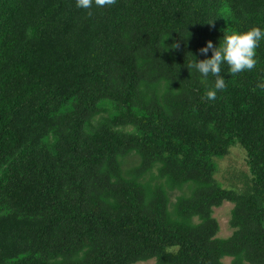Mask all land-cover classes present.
<instances>
[{"label":"trees","instance_id":"1","mask_svg":"<svg viewBox=\"0 0 264 264\" xmlns=\"http://www.w3.org/2000/svg\"><path fill=\"white\" fill-rule=\"evenodd\" d=\"M91 11L0 0V264H264V41L254 70L223 66L214 101L215 77L187 67L206 42L264 27V0ZM234 143L242 188L214 176Z\"/></svg>","mask_w":264,"mask_h":264},{"label":"clouds","instance_id":"2","mask_svg":"<svg viewBox=\"0 0 264 264\" xmlns=\"http://www.w3.org/2000/svg\"><path fill=\"white\" fill-rule=\"evenodd\" d=\"M117 3L118 0H76V7L88 10L87 15L92 16L91 10L94 7L103 10L115 6ZM262 41H264V27L253 26L246 31L224 33L218 46H214L211 41L206 42V46L200 48L199 52L207 56L211 51L210 58L197 61L191 55L192 60L187 65L188 69L199 73L204 79L209 76L215 77L214 87L205 92L204 98L214 101L217 99V92L226 89L225 79L221 75L224 65H227V73L232 76L254 70L259 62L257 49ZM257 87L264 89V81L258 83Z\"/></svg>","mask_w":264,"mask_h":264},{"label":"rangeland","instance_id":"3","mask_svg":"<svg viewBox=\"0 0 264 264\" xmlns=\"http://www.w3.org/2000/svg\"><path fill=\"white\" fill-rule=\"evenodd\" d=\"M215 179L223 187L242 188L247 184L248 165L246 163V152L244 148L234 143L228 147V151L222 157L215 158ZM5 167V166H4ZM187 191L175 189L171 194H178L180 192ZM233 204L229 201H225L221 206L215 207L213 210V216L216 217L219 223L218 237H228L231 235L233 229L229 224L230 211ZM197 221V218H194ZM232 258L225 257L223 264H231ZM135 264H159L156 258L149 259L147 261H140ZM250 264V263H246Z\"/></svg>","mask_w":264,"mask_h":264}]
</instances>
